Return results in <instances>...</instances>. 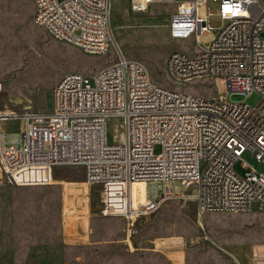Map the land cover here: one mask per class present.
<instances>
[{
  "label": "built area",
  "instance_id": "2783aa9c",
  "mask_svg": "<svg viewBox=\"0 0 264 264\" xmlns=\"http://www.w3.org/2000/svg\"><path fill=\"white\" fill-rule=\"evenodd\" d=\"M210 1L216 11L209 9L207 19L198 16L202 0L129 5L134 14L157 3L177 5L169 35L194 38L196 47L191 54L171 53L167 71L178 83L221 78L224 95L204 98L155 84L144 63L124 55L111 25L113 0H34V20L51 36L87 54L116 48L117 59L92 76L66 73L54 88V110L17 116L21 131L9 133L0 124L2 179L18 187L47 186L56 168L83 167L86 182L101 190V217L125 219L132 236L137 220L173 199L195 205L197 214L264 212V3ZM214 16L227 25L216 27ZM207 33L214 38L203 46L199 37ZM255 92L261 96L256 106L228 99ZM112 117L124 127L114 143L107 136ZM250 264H264V257Z\"/></svg>",
  "mask_w": 264,
  "mask_h": 264
},
{
  "label": "rangeland",
  "instance_id": "374dc122",
  "mask_svg": "<svg viewBox=\"0 0 264 264\" xmlns=\"http://www.w3.org/2000/svg\"><path fill=\"white\" fill-rule=\"evenodd\" d=\"M129 5L130 0H113L111 17L116 41L127 58L144 63L157 85L204 98L224 95L226 84L221 78L178 83L169 76L171 53L191 54L196 47L194 38L173 40L169 35V19L176 4L157 3L143 14L131 13ZM0 7L1 91L7 99L15 98L19 114L51 113L54 88L66 73L92 76L117 59L116 48L105 54H87L51 36L36 24L33 0H0ZM209 9L216 11V6L202 0L198 16L207 19ZM210 21L219 29L228 23L216 16ZM213 38L214 33H207L199 40L207 46ZM228 99L256 106L261 96L257 92L251 96L232 94ZM5 123L9 131L22 129L21 118H9ZM123 132L121 118L108 119L110 142H119ZM161 149L157 144L154 152L159 154ZM248 160L262 170L257 161ZM236 168L240 170L239 164ZM35 187H45L35 195L42 196L51 211L49 208L47 214L34 217L24 233L5 242V264H250L252 258L264 257L262 211L197 214L195 205L173 199L137 220L132 236L127 234L125 219L101 218V190L86 182L83 167H58L49 185Z\"/></svg>",
  "mask_w": 264,
  "mask_h": 264
},
{
  "label": "crops",
  "instance_id": "0c3cea01",
  "mask_svg": "<svg viewBox=\"0 0 264 264\" xmlns=\"http://www.w3.org/2000/svg\"><path fill=\"white\" fill-rule=\"evenodd\" d=\"M33 3L35 12L34 0ZM17 100L21 101L20 99ZM14 101L15 98H6V95H4L1 91L0 84V116L6 117V119L0 120V124L2 129L9 133L14 132L6 129L5 122L7 121V119L17 118V116H21L26 113L23 112L22 114H19L16 111L17 103H14ZM42 188L45 187H18L10 185L2 179L0 173V264H5L6 262V260L4 259L5 256L3 254V245L5 244V242L11 239H15V235L20 234V232L24 233V227L31 226L33 224L34 217L39 218L43 216V214L48 213L50 208L48 206V202L42 199V196L35 195V193H38ZM62 199V215L64 216L65 191L63 193ZM94 219L95 218H93V220Z\"/></svg>",
  "mask_w": 264,
  "mask_h": 264
},
{
  "label": "bare ground",
  "instance_id": "6f19581e",
  "mask_svg": "<svg viewBox=\"0 0 264 264\" xmlns=\"http://www.w3.org/2000/svg\"><path fill=\"white\" fill-rule=\"evenodd\" d=\"M207 211H209V210H205V212H207ZM225 211H227V210H225ZM229 211H237V210H229ZM201 213H204V212H201Z\"/></svg>",
  "mask_w": 264,
  "mask_h": 264
}]
</instances>
